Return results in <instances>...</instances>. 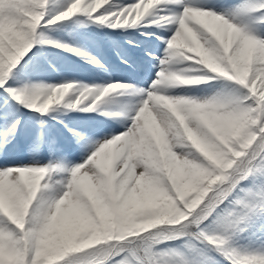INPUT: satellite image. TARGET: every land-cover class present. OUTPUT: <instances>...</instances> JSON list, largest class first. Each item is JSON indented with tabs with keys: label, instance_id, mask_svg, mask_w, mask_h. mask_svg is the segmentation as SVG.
Instances as JSON below:
<instances>
[{
	"label": "snow or ice",
	"instance_id": "obj_1",
	"mask_svg": "<svg viewBox=\"0 0 264 264\" xmlns=\"http://www.w3.org/2000/svg\"><path fill=\"white\" fill-rule=\"evenodd\" d=\"M0 264H264V0H0Z\"/></svg>",
	"mask_w": 264,
	"mask_h": 264
}]
</instances>
